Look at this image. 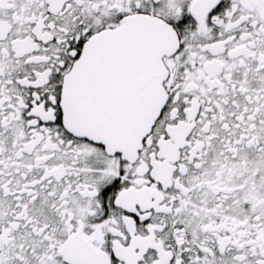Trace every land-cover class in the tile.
<instances>
[{
    "label": "snow or ice",
    "instance_id": "obj_1",
    "mask_svg": "<svg viewBox=\"0 0 264 264\" xmlns=\"http://www.w3.org/2000/svg\"><path fill=\"white\" fill-rule=\"evenodd\" d=\"M0 264H264V0H0Z\"/></svg>",
    "mask_w": 264,
    "mask_h": 264
}]
</instances>
